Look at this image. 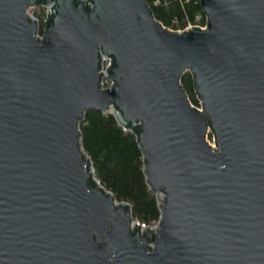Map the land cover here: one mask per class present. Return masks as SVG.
Listing matches in <instances>:
<instances>
[{
	"label": "water",
	"instance_id": "1",
	"mask_svg": "<svg viewBox=\"0 0 264 264\" xmlns=\"http://www.w3.org/2000/svg\"><path fill=\"white\" fill-rule=\"evenodd\" d=\"M201 5L176 31L147 0H0V264H264V0ZM91 109L137 133L154 225L95 177Z\"/></svg>",
	"mask_w": 264,
	"mask_h": 264
},
{
	"label": "trees",
	"instance_id": "2",
	"mask_svg": "<svg viewBox=\"0 0 264 264\" xmlns=\"http://www.w3.org/2000/svg\"><path fill=\"white\" fill-rule=\"evenodd\" d=\"M147 1L156 18L172 30H184L190 25L206 26L201 0ZM181 83L191 103L198 104L192 74H183ZM80 131L82 146L100 184L111 191L117 201L130 204L134 220L155 224L159 218V202L146 180L137 133L130 127H122L113 113L105 114L98 109L85 113Z\"/></svg>",
	"mask_w": 264,
	"mask_h": 264
},
{
	"label": "built area",
	"instance_id": "3",
	"mask_svg": "<svg viewBox=\"0 0 264 264\" xmlns=\"http://www.w3.org/2000/svg\"><path fill=\"white\" fill-rule=\"evenodd\" d=\"M33 9V14L29 13V10ZM37 11L40 13L38 14ZM48 6H34V7H30L28 9V15H32L35 16L38 21H39V31H38V35L42 37L43 35V28H44V24H45V19L48 18ZM35 14V15H34ZM192 25L188 26L191 27ZM187 27V28H188ZM202 28H206V26L202 27ZM112 63V59L108 58V57H104L103 58V62H102V66H101V71L103 72V76H102V88H109L113 85L114 81L110 80L107 77V70L109 65ZM200 109V108H199ZM213 146H215V144H212ZM142 223V222H141ZM144 224V223H142ZM145 226H147L146 224H144ZM151 226V225H148Z\"/></svg>",
	"mask_w": 264,
	"mask_h": 264
},
{
	"label": "rangeland",
	"instance_id": "4",
	"mask_svg": "<svg viewBox=\"0 0 264 264\" xmlns=\"http://www.w3.org/2000/svg\"><path fill=\"white\" fill-rule=\"evenodd\" d=\"M29 13L30 14H33V9H30L29 10ZM35 15V14H34ZM196 97H197V95H196ZM197 100H198V104H196V103H193L192 102V104L194 105V106H196L197 108H200V109H202V107H201V103H200V100L198 99V97H197ZM208 140H209V142L211 143V144H214V135H213V133L212 132H209V134H208ZM152 225H154V224H152ZM151 225V226H152Z\"/></svg>",
	"mask_w": 264,
	"mask_h": 264
}]
</instances>
